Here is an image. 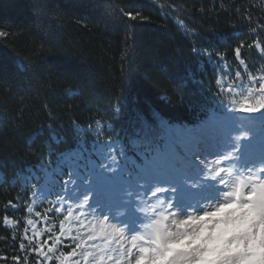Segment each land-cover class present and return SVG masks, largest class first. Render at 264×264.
<instances>
[{"label": "trees", "instance_id": "trees-1", "mask_svg": "<svg viewBox=\"0 0 264 264\" xmlns=\"http://www.w3.org/2000/svg\"><path fill=\"white\" fill-rule=\"evenodd\" d=\"M261 26L264 0H0L8 33L0 38V264H14V255L20 264L40 260L19 249L38 185L32 170L57 165L85 138L89 147L120 140L139 158L136 150L157 142L131 140L142 120L157 123L154 113L172 124L205 121L232 101L218 91V69L240 70L245 82L264 75L260 50L247 47L261 42ZM241 41L247 74L234 53Z\"/></svg>", "mask_w": 264, "mask_h": 264}, {"label": "clouds", "instance_id": "clouds-1", "mask_svg": "<svg viewBox=\"0 0 264 264\" xmlns=\"http://www.w3.org/2000/svg\"><path fill=\"white\" fill-rule=\"evenodd\" d=\"M247 135L185 180L196 198L180 201L177 188L154 181L135 196L134 224L124 219L126 209L116 212L118 223L94 215L89 223L109 227L79 250L80 264H264V159L241 161L239 141Z\"/></svg>", "mask_w": 264, "mask_h": 264}, {"label": "snow or ice", "instance_id": "snow-or-ice-1", "mask_svg": "<svg viewBox=\"0 0 264 264\" xmlns=\"http://www.w3.org/2000/svg\"><path fill=\"white\" fill-rule=\"evenodd\" d=\"M126 15L131 20L137 18L132 12H128ZM247 19L251 22V16H248ZM180 23L182 24V21H180ZM261 27L264 28V26ZM256 31V28L251 29L252 33H256ZM7 35V32L0 31V38L7 37ZM258 40L264 42V37H259ZM261 42L254 41L252 44L247 45V47L257 48L260 50L261 58H264V47H262ZM244 47L245 44L241 41V43L235 47L234 53L237 59H239V63L244 67V74H247V65L240 59L241 49ZM194 51H196V49H194ZM205 55H207L208 60L211 62V53L206 52ZM218 56H220V60L223 61V56L220 54H218ZM217 71L223 74V78H218L216 81L218 91L221 95L232 97L231 102L236 111L248 114L264 113V75H260L259 77L250 75L247 83H245L240 70H236L234 76L232 71L225 72L223 69H218ZM262 71H264V69H262ZM229 78L232 79V83H228ZM71 94L74 93L70 90L69 95ZM236 96H239V99H236ZM116 111H120L119 106H117ZM153 115L157 123L153 125L142 120V128H137L135 130L136 137L140 139L133 138L131 140V143L134 145H138L141 140H144L146 143L157 142L155 149L151 151L150 155L145 157V159L150 162L149 165L146 167L143 165L138 166L141 170L137 174L132 175L131 178L125 182L124 186H122L120 195L110 201L97 199L95 192L92 190V184L84 180L79 172L74 169L70 173V177L65 184L66 186L72 184L75 188L80 189V191L73 192L71 189H68L64 192L62 198L54 202V204H58L60 207L54 206L52 209H49V211L62 214L63 209L65 207L67 208V214L64 215L63 220L59 223V232L54 233L51 226L47 228H37V222L34 219L28 218L26 220V225L30 226L32 234H28V227H26L19 244L21 252L30 250L32 253L42 257L45 261H52L55 256V260L58 264H80V259H73V257L79 256V250L82 247L91 246L89 243L90 241H95L104 236L106 234L105 230L108 229L109 226L103 220H101L99 226H97L95 222L85 223V221L81 219L85 214L82 211H78L79 209H83L87 205L93 214L99 212L102 217L105 216L103 214L107 212L109 220L118 219L116 212L119 209H126L127 215L124 219L134 224L135 218L132 213V206L136 203L135 196L139 195L141 192L147 194L154 181L170 183L175 181L177 175L181 176L183 178L182 182L177 186L178 200L182 192H192L194 190L185 183V180L199 177V173L203 170L201 161L204 160L205 163H207L205 153L211 155L217 147V144L206 138L200 137L194 139L190 147H186L182 138L183 133L180 131L179 126L164 120L158 113H154ZM96 123L101 124L102 122L96 121ZM108 128L111 130V125H108ZM77 130L79 131L81 129L78 128ZM177 137H179V139ZM53 139H56L54 135ZM178 143L183 153L182 155L181 152L176 151ZM234 146L235 145H231V147ZM105 148L108 149V152L104 155L109 158V164L101 167L106 168L109 172L122 171L116 163L115 155H113V149L119 152L121 156L124 155L122 141L109 140L95 146V150L101 153H103ZM224 163H227V161H224ZM104 175L105 172L101 171L97 174V177H103ZM71 177H76V179L73 180ZM32 178L36 177L33 176ZM89 191H93L91 202L89 201V196L86 194ZM39 193H43L45 196L52 194L51 192H45L43 189H37V192L33 195V199H35L36 195ZM81 196L83 199H81ZM17 199L19 200V197ZM73 200L80 201L79 204L76 205V214H74L73 205L68 202ZM93 205H95V208H93ZM19 206L20 205L13 204L12 201H9L6 208L18 210ZM27 212L29 214L33 212L31 204L27 205ZM35 216L40 217L41 213L35 212ZM77 221L79 222L78 224L74 223ZM3 223L5 226L18 227V221L10 219L8 216H4ZM73 228H75L74 236ZM77 230L80 233L79 238L76 235ZM90 231H94L95 235H88ZM44 232L52 233V235H50L48 239L41 241L39 238ZM63 237H71L75 242V247L72 248L71 252L64 253L61 251L59 255H56L58 246L62 243ZM15 239L16 235L14 234L13 240ZM109 239H111V237ZM49 240L51 241L50 244ZM24 241H27V243ZM46 246L47 250L45 251ZM0 259H6V257L0 256ZM12 259L14 264H20L21 256L14 255ZM23 259L27 262L28 256H24Z\"/></svg>", "mask_w": 264, "mask_h": 264}, {"label": "rangeland", "instance_id": "rangeland-1", "mask_svg": "<svg viewBox=\"0 0 264 264\" xmlns=\"http://www.w3.org/2000/svg\"><path fill=\"white\" fill-rule=\"evenodd\" d=\"M228 83H232L228 80ZM247 83V82H245ZM239 99V96L235 97ZM262 122V123H260ZM180 131L183 133V141L186 147H190L191 143L196 138H206L209 141L215 142L217 147L212 152L211 155L205 153L208 159H212L218 154H223L225 150H230L231 145H234V137L240 135L241 133H247V138L241 137L239 141V156L242 162L247 161H258L264 159V116L261 120H252L243 115V113L236 111L232 102L225 107H221L219 113L211 117L207 121L198 125H177ZM192 128V129H191ZM80 131L84 133L83 128ZM189 130V131H188ZM98 131L92 133L93 136H97ZM179 139V137H177ZM117 141V140H115ZM104 142L96 143L92 140L91 147H88V140H81L77 147L63 154L57 165H53L50 162H45L44 165L40 166L38 170L31 172L29 181H37L38 185L35 187L34 193L37 189H43L45 192H51V195L45 196L43 193L36 195L33 199L31 196L29 204L33 207V212L29 214L26 210L28 218L34 219L37 222V228H47L51 226L54 233L59 232V223L63 220L64 215L67 214V208L63 209L62 214L55 211H49L55 207H60L54 202L63 197L64 192L71 189L73 192H78L80 189L75 188L74 185L68 184L66 186L65 182L69 179L70 173L75 169L79 172L80 176L84 180L89 181L92 184V190L95 192L96 198L110 201L116 198L121 193V188L124 186L125 182L131 178L132 175L137 174L141 169L138 166H148L149 161L145 159L146 156L150 155L151 152L143 154L141 161H138L132 155L123 156L119 154L115 149H113V155L116 157V163L122 171L109 172L106 168L101 166L109 164V158L104 154L108 152L105 148L103 153L95 150V146L98 144H103ZM176 151L181 152L179 143L176 146ZM124 152V151H123ZM183 153L181 152V155ZM101 171L105 172L103 177H97V174ZM35 176L36 178H32ZM73 180L76 177H71ZM182 177L177 175L175 181L166 183L171 187L177 188L178 184L182 182ZM82 183V181H81ZM93 191H89L86 194L89 196V201H92ZM177 195V193H176ZM198 193L193 190L192 192H182L180 194V201H186L196 198ZM81 199L83 197L81 196ZM73 205L74 214H76V205L80 201L73 200L68 201ZM28 204V205H29ZM95 208V205H93ZM85 215L81 217L85 223L92 220L94 215H102L97 212L92 213L91 209L86 205L83 209H79ZM35 212H40L41 216L36 217ZM132 213L136 219L137 213L135 212L134 204L132 206ZM105 212L103 215H107ZM127 215V214H126ZM47 217V218H45ZM123 218L118 217L116 220L110 219L113 223L121 222ZM25 220V222H26ZM78 224L79 222H74ZM26 225V223H25ZM15 227V226H9ZM28 227V234H32L30 226ZM52 233L44 232L39 238L41 241L48 239ZM75 235V228H73V236ZM51 241L49 240V244ZM75 247V242L71 237H63L62 243L58 246V251L56 255L60 252L68 253L71 252L72 248ZM47 246L45 247V251ZM40 257V256H39ZM73 259H79V256L73 257ZM39 264H58L55 260V256L52 261H45L40 257Z\"/></svg>", "mask_w": 264, "mask_h": 264}, {"label": "water", "instance_id": "water-1", "mask_svg": "<svg viewBox=\"0 0 264 264\" xmlns=\"http://www.w3.org/2000/svg\"><path fill=\"white\" fill-rule=\"evenodd\" d=\"M243 114L252 119H261L264 116V113H253V114L243 113Z\"/></svg>", "mask_w": 264, "mask_h": 264}, {"label": "bare ground", "instance_id": "bare-ground-1", "mask_svg": "<svg viewBox=\"0 0 264 264\" xmlns=\"http://www.w3.org/2000/svg\"><path fill=\"white\" fill-rule=\"evenodd\" d=\"M192 129V128H191ZM189 131V130H188ZM233 145V144H232Z\"/></svg>", "mask_w": 264, "mask_h": 264}]
</instances>
